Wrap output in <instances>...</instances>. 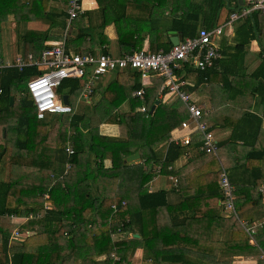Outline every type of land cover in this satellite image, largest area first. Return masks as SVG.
<instances>
[{
  "label": "trees",
  "instance_id": "obj_1",
  "mask_svg": "<svg viewBox=\"0 0 264 264\" xmlns=\"http://www.w3.org/2000/svg\"><path fill=\"white\" fill-rule=\"evenodd\" d=\"M16 1L0 0V22L5 15L17 11ZM181 1V5L172 3L169 28L179 31L183 38L194 37L200 28L197 15L204 6L192 0ZM236 2L241 7L240 1ZM221 3L222 0H207V11L212 17ZM147 12L150 13L148 9ZM263 21L264 13L258 11L241 18L237 28L238 53L256 39ZM139 22H134L139 37L134 43L138 46L144 40V36L140 37L143 29ZM205 24L208 28L215 25L211 19ZM148 31L152 51L172 47L171 39L164 41L166 29L159 22L152 21ZM239 57L234 55L235 66L222 73L221 90L225 95L220 105L225 104L227 110L215 122L208 123L210 130L231 129L227 139L219 140L217 155L201 150L204 144L201 132L194 133L187 145L171 140L188 117L180 98L173 103L159 98L161 102L151 112L160 89L164 91L161 87L164 77L160 75L145 90V112L137 109L143 101L132 94L143 85L141 73L125 70L101 89L100 100L93 102L91 97L86 101L89 105L86 111L49 113L40 119L27 92V80L40 70L37 67L1 69L0 172L4 176L0 178V264H76L78 259L82 264H131L130 256L138 247L144 248V258H151L152 264H165L164 260L192 264L189 256L199 258L202 263L231 264L211 252L217 244L209 239V234L213 229L225 227L236 234L230 242L231 250L256 249L240 220L253 222L256 212L264 211L262 193L257 191L264 181V56L250 73L246 62L243 69H235L242 59ZM217 61L207 70L183 62L176 74L181 79L194 80L189 89L205 95L203 87L213 75ZM79 91L80 80L71 78L64 79L57 89L62 98L67 94L69 101ZM255 93L260 99L258 110L238 108V103L245 99L253 105ZM11 96H14L13 104ZM125 102L128 108L118 111ZM94 119L97 124L93 123ZM161 144L166 147L164 156L161 154L164 147L158 149ZM68 145L75 150L70 157L66 151ZM136 152L140 158L128 161V156ZM183 155L188 157L187 163L173 169L175 161ZM218 158L234 188L235 213L230 210L228 217L221 214L225 207ZM224 159L232 164L231 171ZM67 161L72 165L64 173ZM163 171L179 175L183 199L176 204H181L178 209L171 208L172 212L166 190L149 191L146 187ZM233 174L240 178L249 175L250 181L235 183ZM185 186H189L187 191L183 190ZM162 209L168 212V217L161 214ZM177 210L192 213L181 216ZM32 213L35 215L31 217ZM13 214L27 219L15 222L11 218ZM169 218L176 221L170 228H164ZM134 226H138L142 238L114 240V234L133 232ZM16 229L22 235L12 244L10 238ZM196 232L199 234L194 236ZM254 236L257 242H264V224L255 227ZM257 264H263L262 260Z\"/></svg>",
  "mask_w": 264,
  "mask_h": 264
},
{
  "label": "crops",
  "instance_id": "obj_2",
  "mask_svg": "<svg viewBox=\"0 0 264 264\" xmlns=\"http://www.w3.org/2000/svg\"><path fill=\"white\" fill-rule=\"evenodd\" d=\"M192 1L197 3L199 2L204 6V8L197 15V17H199V27L205 26V23L207 21L209 22L210 19L213 20V23L215 24L213 27L223 24L228 21L230 14L232 13V9L238 8V4L236 2L238 0H222L219 11H216L215 16L212 17L213 14L207 11L209 9L207 0ZM69 2L70 0H17V11H15L14 14L5 15L6 17H3V20L0 22V46L3 48V51L0 50V59L4 63L13 64L16 58L19 56H23L25 58L29 54L38 56L41 51L47 47V45H52L61 41L67 27H69V31L71 33V36L67 41L68 50L81 54L107 52L114 56H122L126 53H131L140 49L152 51L150 43L151 34L148 30L150 29L152 21L155 20L156 22H159L161 27L166 29L164 41L171 39L174 35L181 34L179 31L169 28V17L171 16V10L173 7L172 3H175L176 5L179 2L181 5V0H83V13L71 21L69 20L68 13ZM147 9L150 11V13L147 12ZM16 15H18L17 19L15 18ZM139 15H144V18ZM137 17H139V20ZM240 20L241 19L235 21L231 29L226 28L225 33L217 40L221 57L217 61V65L213 68V75H211L209 81L206 82V85L203 87L205 95H200L197 92L190 90L189 86L193 85L195 81L185 79L188 81V89L192 91L193 98H201L202 101L199 104L206 108L209 106H212V108L215 107V105H213V101L217 103L219 107L220 101L224 100L223 95L225 94L221 90L223 85L222 73L225 74L226 70H231L235 66L232 65L235 63L232 60L234 55H240L239 58H242L241 61H238L239 66L237 65L235 69H243V64L246 62L247 73L253 71L259 65L261 58L264 56V21L263 24L261 23V26L258 29L259 33L257 34L256 39L246 44L244 50L241 51L240 49V53L237 52V45L239 43L237 28L241 24ZM104 21H106V23H104ZM138 21H140L139 24L143 29L140 37L144 36V40L139 46L134 43V40L139 39V37L135 34L136 29L134 27V22ZM173 31L176 33H173ZM83 33L86 34L84 35ZM79 34H83L84 36L79 38ZM243 58H246V60ZM8 67L16 66L10 65L0 68V70ZM125 70L129 73H133L135 69H117L101 77L94 86V93L92 96L93 102L100 100L103 95L101 89L107 86L113 79H115L120 72ZM156 77L160 76L154 74L148 78L147 81L149 82V85H147L146 88L153 84V79ZM231 78L232 75L229 73V79ZM210 80L212 81L210 82ZM161 87H163V84ZM160 92L157 94L158 99L161 98ZM249 95L250 94H247L246 96ZM254 98L253 105H249L248 102L246 103V99H243L244 102L238 103V108L241 110L249 108L251 110H258L260 107L258 100L260 99L256 93ZM176 100L177 99L173 97L169 100V102L173 103ZM263 107L264 104L262 109H264ZM127 108L128 104L125 102L117 110L121 112ZM220 109L225 111L227 110V107L225 104H222L217 110ZM75 112H77V110H75ZM219 118L220 116H217V119ZM93 121L94 124H97L96 119ZM215 130L218 133H221V140L227 139L231 134L230 128L221 129L218 127L217 129H213L214 132ZM113 132L114 133H112V135L115 136V131L113 130ZM160 147H164L163 152H161L162 150L160 151L162 156H164L166 147L164 144H161L158 146L159 150ZM187 161L188 157L183 155L177 161H175L173 169H180L187 163ZM262 170L264 171V169ZM181 175L184 179L185 176L182 171ZM233 176L235 183L240 181L241 183L244 181V183H247L250 181L249 175H246V177L242 176L241 178L238 177L237 174H233ZM178 177L179 175L163 171L160 175L154 176L146 186L149 188V191H156L159 189H164L167 191L169 199L168 201L171 204L169 206V211L171 208L174 210L178 209V206L181 204L178 206L176 204L183 199L179 189ZM262 185H264V181L258 187L257 191L262 193V202L264 203V190L260 191V187ZM188 188L189 186H185L183 190L187 191ZM192 193H194V190H192ZM183 211L177 210L181 216H185L184 213H192L189 210L185 212ZM161 214L168 217V212L163 209ZM221 214L228 217L231 213L229 211L222 210ZM256 214L257 218L253 222H248V220H240L242 226L244 227L246 224H251L254 226V228L258 225L263 226L264 211L258 210ZM175 221L176 219L169 218L163 224V227L170 228L171 224H174ZM135 233L139 234L140 236H134ZM198 234L199 233L196 232L194 236H197ZM233 235L236 234H234L229 227L213 229L209 234V239L217 245L212 248L211 252L214 255H217L222 261H230L231 264H257L258 260H262L264 255V242H257L254 236V240L250 238V244L255 246L256 249L250 250L246 248L243 251H234L231 250L230 247V242L233 239ZM130 236L142 238V235L138 231V226H134L133 232L116 233L113 235V238L114 240H118L128 238ZM144 253V248H136L129 259L131 264H152L153 260L148 257L146 258V256L144 258ZM189 257L191 258L190 261H192V264H214L207 262L202 263L199 258L194 256ZM162 262H165V264H182L181 260L177 262L164 260Z\"/></svg>",
  "mask_w": 264,
  "mask_h": 264
},
{
  "label": "built area",
  "instance_id": "obj_3",
  "mask_svg": "<svg viewBox=\"0 0 264 264\" xmlns=\"http://www.w3.org/2000/svg\"><path fill=\"white\" fill-rule=\"evenodd\" d=\"M83 11V0H70L68 8L70 21L77 18ZM254 11L264 13V0H243L241 7L236 8L230 14L227 22L213 28L202 26L196 36L182 38L178 44H173L169 50L163 48L158 51L140 49L122 56H114L107 52L81 54L68 50L67 41L71 33L69 27H67L62 40L47 45L38 56L33 54H29L26 58L19 56L13 64L4 63L0 59V68L14 65L20 70L29 66L40 69L38 74L30 77L27 81L28 94L33 99L37 117L40 119L45 118L49 113L63 115L75 112L72 104L70 102L65 103L62 96L57 92L64 79H79L81 82V97L88 101L93 95L96 82L101 77L117 69L126 68H132L141 73L143 85L133 92V96L143 101V104L137 109L145 112L147 110L145 90L146 86L149 85L147 80L151 75H160L164 77V91L161 92V98L167 101L173 97L180 98L188 112L187 119L182 121L181 128L171 140L187 145L194 133L201 132L204 136V144L201 150L217 155L219 139L216 137L215 132L209 129L208 122L204 119V116L208 113L207 108L194 100L192 91L188 89V81L179 78L176 69L181 68L183 62H187L200 70L213 67L221 57L219 44L217 43L218 38L225 33L226 28L231 29L235 21L250 16ZM37 84L40 86L35 87ZM183 130L187 131L184 132ZM66 151L69 157L75 152L71 145H68ZM71 165V161L66 162L64 173H67ZM220 168V186L224 194L223 206L225 210H231L235 213L234 188L230 182L228 171L221 162ZM263 190L264 185L260 187V191ZM45 195L48 197V194ZM46 204L48 207L51 206L49 201ZM114 207L116 208V206ZM34 215L32 213L30 216ZM11 218L15 222H23L27 219V217H19L15 214L11 215ZM244 227L251 239L254 240V226L246 224ZM26 234L29 236L30 232ZM21 235L20 231L16 229L10 238L11 242L19 239ZM262 262L264 264V255Z\"/></svg>",
  "mask_w": 264,
  "mask_h": 264
},
{
  "label": "rangeland",
  "instance_id": "obj_4",
  "mask_svg": "<svg viewBox=\"0 0 264 264\" xmlns=\"http://www.w3.org/2000/svg\"><path fill=\"white\" fill-rule=\"evenodd\" d=\"M0 50L3 51V48L1 46H0ZM194 100L197 103H200L202 101L201 98H199V99L198 98H194ZM70 102L74 106L75 110H77L78 113L83 112V111H86L88 109V106H89L87 104L88 102H86V100L82 99L81 94H80V91L77 94H75V95H71ZM219 107L218 106H215L213 108H212V106L207 107V112L208 113L206 114V117L205 118H206V120H208V123L215 122L217 120V116L218 117L219 116L221 117L224 114V110H221V109L220 110H217V109H219ZM49 116H52V115H49ZM183 131L186 132L187 130H183ZM111 132H113V131H111ZM220 134L221 133H218L215 130V135H216V137L219 140L222 139V136ZM1 138H2V132L0 131V140H1ZM223 162L226 165V167H228V169H230V171H231V167H232L231 165L232 164L230 163V161L224 159ZM217 163L219 164V167H220V161L217 160ZM55 166H57V164H55ZM5 171H7L6 170V167H5ZM3 176H4V172L3 173L0 172V178L3 177ZM40 230H42V228H40ZM15 242H17V240L16 241H13L12 244H15ZM0 248H1V245H0ZM52 264H54V263H52ZM76 264H82V260L81 259H78L76 261Z\"/></svg>",
  "mask_w": 264,
  "mask_h": 264
},
{
  "label": "water",
  "instance_id": "obj_5",
  "mask_svg": "<svg viewBox=\"0 0 264 264\" xmlns=\"http://www.w3.org/2000/svg\"><path fill=\"white\" fill-rule=\"evenodd\" d=\"M240 4H243V0H240ZM173 33H176V32L173 31ZM182 38H183V35H182V34H179V35H174V36L171 38V40H172V43H173V44H178ZM10 99H11V104H13L14 96H11ZM63 101H64L65 103H69V102H70V101H69V96H68L67 94H65V95L63 96ZM160 102H161V100H159V99L156 100L155 104L151 107V112H153V111L155 110L157 104H159ZM140 156H141L140 153H139V152H136V153H134V154L128 156L127 160L132 162V161H135V160L139 159ZM134 236L139 237L140 235L137 234V233H135Z\"/></svg>",
  "mask_w": 264,
  "mask_h": 264
},
{
  "label": "snow or ice",
  "instance_id": "obj_6",
  "mask_svg": "<svg viewBox=\"0 0 264 264\" xmlns=\"http://www.w3.org/2000/svg\"><path fill=\"white\" fill-rule=\"evenodd\" d=\"M39 86H40L39 84L35 85V87H39Z\"/></svg>",
  "mask_w": 264,
  "mask_h": 264
}]
</instances>
